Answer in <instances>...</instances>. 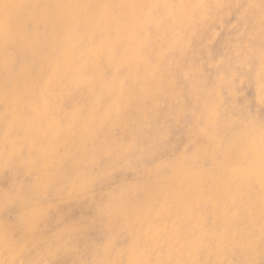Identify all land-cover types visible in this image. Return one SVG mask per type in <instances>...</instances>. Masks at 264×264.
Returning a JSON list of instances; mask_svg holds the SVG:
<instances>
[{
	"label": "rangeland",
	"instance_id": "1",
	"mask_svg": "<svg viewBox=\"0 0 264 264\" xmlns=\"http://www.w3.org/2000/svg\"><path fill=\"white\" fill-rule=\"evenodd\" d=\"M59 1L49 5V0H0V63L5 56L11 58L9 67L0 66V84L13 82L24 52L32 60L29 70H19V75L24 77L20 76L22 81L32 83L28 91L19 94V89L0 85V114L15 117L13 126L8 123L10 118L0 123V264H125L130 254L126 251L135 243L138 255L152 259L157 248L138 236L137 228L131 232L123 228L129 202L124 201L118 212L113 213L110 198L125 189L126 194L131 192L142 201L140 188L147 174L158 170L164 160L177 161L183 151L196 148L186 136L198 131L206 104H214L219 112V124L225 127V132L219 133L222 135L219 164L227 165L232 160L233 155L228 159L232 149L227 142L230 133L239 129L246 137L251 124H255V129L264 127V94L259 102L255 85L259 81L264 87V74L257 77L262 64L260 52L264 53V0H203L196 6L193 0H158L156 5L149 6L146 51L152 62H156L161 51L172 67L160 79L164 81H160L158 96L167 92L157 98L150 87L142 110L137 109V101L143 98L138 84L145 81L148 70L119 63L127 52L130 35L126 34L132 11L140 9V0H136L138 4L134 0H111V7L100 0H71L73 7L62 3L66 0ZM47 5L55 11L56 5H61L65 14L68 10L78 14L81 6L89 11L83 15V26L77 32L72 20L65 22L69 30L64 31L60 20L50 25L43 23L50 10ZM20 10L35 17L25 26L28 37L22 44L26 49L23 53L12 31L20 24ZM95 10L103 17L96 24L99 26L107 19L108 26L101 28L102 32L87 34L85 25L90 12ZM97 42L106 46L92 53L90 49ZM75 47L84 64L83 70H60V80L45 89V79L57 74V62L65 50L70 53L65 60L68 64L73 60ZM95 65L100 68L96 70ZM109 79L119 80L124 89L133 87L136 102H130L121 120L106 121L96 132L87 134L88 128L95 126L96 116L113 104L112 97L102 87ZM217 95L224 97L215 104ZM38 96L41 101L37 100ZM13 97L18 98L14 99L17 106L10 114L8 106ZM25 117L30 119L29 125L21 123ZM50 122L58 138L52 136ZM38 127L39 134L26 135L28 129ZM197 134L205 136L202 131ZM32 141L37 144L31 145ZM12 144L21 146L19 153L13 154ZM263 144L260 143L262 147ZM123 145L128 146L130 154L120 159ZM257 151L264 156L263 150ZM196 165L187 168L194 169L193 175L217 171L216 166L207 167L206 162ZM163 176L175 180L177 174L166 171ZM174 185L180 187L177 182ZM155 207L157 201L148 210ZM210 211L211 208L204 229L218 232ZM220 218L225 228L242 227L243 219L234 218L231 210ZM175 219H172L175 228L182 230L180 219ZM163 247L165 252L167 245ZM224 248L223 264H238L244 259L247 264H264V244L259 251L229 243ZM189 252L190 261L176 248L171 261L195 264L197 259L202 262L209 257L205 249L198 254L192 249Z\"/></svg>",
	"mask_w": 264,
	"mask_h": 264
},
{
	"label": "bare ground",
	"instance_id": "2",
	"mask_svg": "<svg viewBox=\"0 0 264 264\" xmlns=\"http://www.w3.org/2000/svg\"><path fill=\"white\" fill-rule=\"evenodd\" d=\"M49 1H50L49 5L55 3H61V1L59 0H49ZM100 1L106 3V6L108 7L112 2L111 0H100ZM134 1L136 2V0ZM157 1L158 0H140V7L138 5L140 9L132 11L134 12V14L132 17L131 24L129 26L128 32L130 34L129 33L126 34L128 36L130 35L129 38L130 43L129 46L126 47L127 52L124 54L122 53L123 54L122 58L121 56H119L121 59L118 58V60L120 59L119 63L123 65L130 64V66H132L133 68L136 69L144 68V70H148L146 77H144L145 81L144 82L141 81L138 84L141 87L140 90L143 97L142 99H140L139 102L137 101L138 110H142L145 99L150 95L149 93L150 87L154 88L152 94H154V96H156L157 98L167 92L164 91L158 96L159 90L161 88L160 81L163 80L160 79L163 77V75H165L164 71L169 70L172 67L171 61L170 63H168L169 58H167L163 53H161V51L159 52L156 58V62L151 61V58L149 57L146 51L147 42L149 39L147 38V27H146V24H148L149 19L148 20L146 19V11L149 6L156 5L158 3ZM201 1L203 0H193V3L196 6V4H199ZM62 3L63 4L66 3L65 4L66 7L72 6L71 0H66V2H62ZM193 3H191L188 6H186L185 4L186 8H190L193 5ZM49 5H47V8H50ZM56 7H57V11L50 8L49 13L47 14L48 17L44 20L43 23H45L46 25H50L60 20L64 24L61 25L63 26L64 31L69 30L65 22L72 20L75 25V28L74 27L73 28L76 30L74 32H77L78 28L80 26H83L82 25L83 15L86 16L89 11L87 10L88 7L81 6L80 8L81 12H79L78 14L77 13L75 14V12L74 14H72L71 10H68L69 13L65 14V12L61 9V5H56ZM18 12L20 14L21 21L19 25L17 24V29L14 30L12 28V31L17 36V43L20 47L19 49L23 50L24 48L22 47V44L25 41H27L26 37H28L26 35L27 33L25 31V26L28 23V21H32L35 17L32 16L33 14L25 15L24 10L23 11L20 10ZM101 18L103 17L98 16L97 10L90 12L88 19L89 22L86 23L85 25L86 29H84V31L85 32L87 31V34L89 31L92 33L100 32L101 28H105V26H108L107 23L109 20L107 19H105L103 24H100L99 26L98 24H96V22L101 21ZM105 21H107V23ZM156 28L158 29V25ZM71 30L72 29H70V31ZM97 43H98L97 45L93 43V46L96 45L94 49L92 47L90 49L89 47L92 53L103 50V48L106 46L104 42L103 43L97 42ZM88 46L89 45L87 44V48ZM89 49L88 52H90ZM24 50L22 51V53L24 52ZM27 53L28 52L23 53L25 57L23 58V62L20 64L18 68V74L14 78L13 82L10 83V85H5L6 83L3 81L0 84L2 87H6V88L8 87L13 90L19 89L20 92L19 94L28 91L29 86L32 85V83H29L26 80L22 81L24 77L19 75L20 73L19 70L21 71L29 70L28 68L30 67L29 62H31L32 60L28 58L30 57V55L28 56ZM69 54H70L69 51L65 50V54L62 56L60 60L61 64H58L60 63V61L57 62V66H56L57 70L55 71L57 72V74H54L52 76H47L45 82L43 83L45 89H47L51 85L54 86V84H56V82L60 80L59 78L61 74L59 72L60 70L61 71L83 70L82 68L84 67V64L81 63V56L78 53L77 47H75L72 51L73 60L71 62L68 61V64H66L65 60H67L66 58L69 56ZM260 56L261 57H259V60H262V64L261 67L257 69V71L259 72L258 75L256 74L258 79L261 78L262 75L264 74V53L260 52ZM110 59H111V55H110ZM8 60L11 61V58L9 57L7 59V57L5 56L4 62L0 63V66L4 65V67H9ZM111 62L113 63V61ZM99 68L100 66L95 67L96 70H98ZM10 69H12V66L11 68H9V70ZM20 76L22 77V79ZM98 77H100V74H98ZM75 78H72V80L74 79L73 81H76L77 78L76 79ZM109 80L110 82L109 81L104 83L102 82L103 83L102 87L104 93L110 95L114 100V101L112 100L111 102L113 104L112 105L110 104L111 106L108 105V107L103 109L102 113L96 116V124L95 126L94 125L91 126L93 123H90L91 127H89L88 130L86 131L87 134L96 132V130L100 129L101 125H103L106 121L114 122L115 120L116 121L121 120L122 116L127 112L126 108L129 106L130 102H132V100L136 102V98L133 93L134 92L133 87H130L129 89L127 88L124 89L121 86L119 80H112V81L111 79ZM66 83L68 82L66 81ZM255 83L257 90V97H259V102H261L262 101L261 96L264 94V87H262V85L259 84V81ZM37 85L40 86V83ZM90 92L91 91H89V93ZM141 93H139V95H141ZM216 97L217 98L215 99L214 102L215 104L222 102L224 95H217ZM37 98H38L37 100L41 101V99H39V96ZM14 99L18 100L17 97L15 98L13 97V99L10 100L8 106L10 109V111L8 109V112H10V114H11V109L17 106ZM95 99H96V95H95ZM33 102L38 104V101L34 100ZM93 102L91 103L93 104ZM5 107H7L6 104ZM74 107L76 108V106ZM45 108H47V106H45ZM43 111L45 114V110ZM218 113L219 112L214 107V104L204 105V110L201 112V117H202L201 122L203 121V123L201 125L200 123L198 124L197 132L202 131L203 136L204 135L205 136L204 137L199 136L197 132H193L191 135L187 133L188 135L186 136V138H188V140H190V143L192 145H195L196 148L193 151H186V150L183 151L180 154L177 161L167 162L166 160L163 159L165 162L163 161V163H161L158 170H156L155 172H151L150 174H147L145 178V183L140 188V191L142 193V201L139 200V197H137L131 192L129 194H126L125 189H122L120 193L111 196L110 202H111V206L113 207L111 212L113 213L118 212L120 206L124 201H128L130 204L128 205L129 207L125 213L123 228L129 230V232H131L132 228L133 230L137 228L135 233L138 236H141V238H144L145 242L149 243V246L151 245L157 248L155 251V255L153 256L152 259H150L147 255L145 258H143V254L138 255L135 251L136 243L132 244L126 251L127 253L130 252V254L125 264H142V263L175 264L174 260L173 261L171 260L174 257V254H172V252L176 248L180 249L181 253L184 252V257H187L188 261H190L192 257L189 254L190 253L189 249H192V252L193 251L197 252V254L200 250L205 249L206 255L209 257L204 259V261L202 262H199V260L195 257L197 259L198 264H223L222 258H224L223 253L225 251L224 248L225 243H229L235 246L238 245V247L239 245H241L247 250L255 249V251H259L262 249V246L264 244V156H261V154L257 150L264 151L263 149L264 146L262 147L260 145V143H264V127L260 126L259 128L255 129L254 128L255 124H251L250 125L251 131H249V133L248 131H246L248 133V136L246 137H244L239 132V129H235V132L230 133L227 142H228V146H230L232 149L229 152L230 155L228 156V159L230 156L233 155L232 160H230L231 162H229L227 165L219 164L218 162L219 157H221L220 155L222 153L221 152L222 145L220 143L222 140V135H220L219 133L225 132V127L219 124ZM7 115H8L7 113L3 115L0 114V123H2L3 121H7L10 118L8 123L10 124V126H13L15 117L13 116L9 117ZM40 117L43 118V115ZM72 118L74 117L72 116ZM72 118L70 119L72 120ZM28 120L30 119L25 117L24 121L21 123L24 125L25 123L29 125L27 122ZM51 120L53 119L51 118ZM51 122L49 123L51 124L49 126V130L53 134L52 136H54V138H58L59 134L57 131L55 132L52 130L53 126ZM43 127H45V125ZM33 129L32 130L28 129L26 135L32 136L34 133L39 134L41 131L39 130V127L35 130ZM70 131L72 132V130ZM35 138L36 140H38L39 136H36ZM12 139L13 138H11V140ZM18 139H16V141ZM2 141H9V139L8 140L3 139ZM32 144H37V142L32 141L31 145ZM11 149L13 154H17L20 152L21 146L14 144L11 147ZM128 151H129L128 146L123 145L121 148L122 155H119L121 157L120 159H123L125 156H128L130 154ZM0 155L2 156L1 149H0ZM96 157H98V155L97 156L95 155V158ZM234 161L238 162L242 167L236 166ZM245 161H247V163L243 164ZM82 162L85 164L84 161ZM202 162H206L207 167L213 168L214 166H216L217 169L216 173L206 172L204 174L203 171H201L198 172L197 175H193L192 170L194 169L187 170V168L190 167V165L193 166V164L196 165ZM226 166L228 168L226 169L222 168ZM166 171H173L174 175L177 174L176 179L173 180L172 178L169 179L167 176H163ZM174 182H177L180 185V187L177 188L174 185ZM154 201H157V207H155L156 209L148 210L149 207L152 205V203H154ZM209 208H211L210 212L214 216L212 217L214 218L213 221H215L216 225L218 226L217 228L218 232L204 229L205 226H208L204 224L206 223V219L208 218ZM229 210L233 212L234 218L243 219L242 227L239 230L229 229L224 227V220L220 218V215H224L225 212ZM216 217L220 218V220L216 219ZM173 218L174 220H177L175 218L180 219L179 222L181 227L183 228L182 230L175 228V225L172 222ZM199 235H202V238H199ZM163 245H167V250L165 252ZM208 251L211 253V255L209 254ZM237 252L238 251H236V253ZM245 255L246 254L242 256ZM199 256L197 255L198 258ZM197 262L195 264H197ZM192 263L193 262H191V264ZM231 264H233V262H231ZM238 264H247V261L244 259L242 262Z\"/></svg>",
	"mask_w": 264,
	"mask_h": 264
}]
</instances>
